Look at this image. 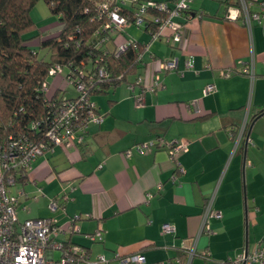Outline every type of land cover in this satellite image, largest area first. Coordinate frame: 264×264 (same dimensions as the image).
Instances as JSON below:
<instances>
[{"label":"crops","instance_id":"1","mask_svg":"<svg viewBox=\"0 0 264 264\" xmlns=\"http://www.w3.org/2000/svg\"><path fill=\"white\" fill-rule=\"evenodd\" d=\"M208 1L191 0L190 13L174 16L182 28L179 43L148 40L151 59L142 55L141 79L157 73L161 85L144 90L142 105L134 104L131 90L132 97L123 92L118 98L121 82L97 92L106 94L103 118L88 125L79 143L54 145L35 157L25 178L10 187L17 206L28 209L20 218L16 208L19 220L54 218L63 227L54 239L85 247L90 258L103 255L106 264H125L122 258L134 253L148 264H183L182 243L194 237L197 254L189 264H211L202 253L211 262L233 260L242 249L264 244V113L250 122L264 107V15L249 29L238 15L226 17L228 7ZM251 2L255 9L264 0ZM59 26L57 20L42 29ZM137 36L148 39L146 32ZM250 56L253 79L241 71ZM153 57H173L176 67L159 72ZM209 83L213 90L204 92ZM58 86L60 76L50 80V89ZM248 102L249 139L236 143L230 128L241 122ZM156 134L186 149L174 158L167 144L137 150ZM210 197L221 216L210 217L209 231L200 232ZM52 199L57 206L47 210ZM164 222L174 231L162 232ZM98 226L100 237L89 238Z\"/></svg>","mask_w":264,"mask_h":264},{"label":"trees","instance_id":"2","mask_svg":"<svg viewBox=\"0 0 264 264\" xmlns=\"http://www.w3.org/2000/svg\"><path fill=\"white\" fill-rule=\"evenodd\" d=\"M36 1L0 0V141L17 139L50 150L54 145L47 131L55 125L60 107L68 103L74 106L78 121L82 122L88 111L99 112L90 103L93 94L105 93L120 82L133 83L141 76L146 64L141 54L148 40L168 36L160 33V24L153 18L165 16L166 11L147 5V0H44L60 24L55 31H48L34 28L30 9ZM158 1L171 5L173 0L170 4L167 0ZM218 2L224 8L238 6L237 0ZM114 7L127 24L141 26L148 39L127 35L124 28L106 26L108 13ZM188 7L189 10L182 9L183 16L190 13ZM138 17H142V22H136ZM116 35L126 41V47L118 53L113 51L112 43ZM55 65L61 67V74L51 72ZM99 66L106 69L107 76L97 75ZM57 76L61 77V86L50 89V80ZM68 78L71 82L66 81ZM77 81L84 84L85 93L76 89ZM67 84L74 87V94H66ZM261 113L264 107L256 110L250 122ZM85 129L79 132L82 136ZM157 143L156 147L163 145ZM12 172L17 181L26 176L20 170ZM180 253V259H184L185 254ZM201 255L211 264L233 261L211 262L207 253Z\"/></svg>","mask_w":264,"mask_h":264},{"label":"built area","instance_id":"3","mask_svg":"<svg viewBox=\"0 0 264 264\" xmlns=\"http://www.w3.org/2000/svg\"><path fill=\"white\" fill-rule=\"evenodd\" d=\"M191 0H173L171 5L165 1L147 0L149 6H155L163 11H166L165 16L153 17L160 24V33L167 34L166 39H171L174 43H179L181 40L182 28L180 23L174 21V16L181 15L183 10H189L188 4ZM238 15L240 21L250 29V25L254 20H259L264 13V3L257 4V8H253L251 0H237ZM140 5L143 11L144 7ZM183 9V10H182ZM148 14V13H147ZM109 21L106 26H112L115 30H121L127 25L125 18L113 8L108 13ZM149 16V15H147ZM142 17L136 19L137 23L142 22ZM167 32V33H165ZM115 36L113 43V51L118 53L126 47V41L123 38ZM152 58V63L158 68L157 71L170 70L176 67L175 58H166L157 60ZM98 76H107L108 72L103 69V66L96 68ZM241 71L249 75L250 79L254 77V60L253 56L244 62ZM51 72H63L61 67L55 65ZM138 76L133 83H129L130 92H134V101L136 105H142L144 102V90H155L161 85V80L157 73L152 74L149 80L141 79ZM66 81L71 82L70 79ZM45 84V83H44ZM46 85V84H45ZM138 86L137 92L134 90ZM213 84H207L203 89L204 92L213 90ZM46 88V87H45ZM76 89L81 93H85L84 84L77 81ZM193 102V101H192ZM94 105V102H90ZM71 104H66L60 107L59 112L55 116V125L47 131L49 140L53 145H62L65 143H78L83 136L80 131L86 128L88 122H99L101 117L99 113L90 110L83 117V121H78L77 110ZM195 110L198 111L195 105ZM249 102L246 105V113L241 122L234 129H230L231 136L235 138V142L241 139L247 140L249 136L245 135V129L248 122L247 110ZM167 144L168 150L172 158L183 149H186V143L180 142L177 139L165 140L164 137H156L154 140H149L136 144L137 150H142L154 146L156 143ZM157 143V144H158ZM41 145L35 143H26L17 139H6L0 141V264H106L107 260L103 255H97L95 258H90L88 250L77 244H67L57 241L55 236L63 228L57 224L54 218L50 217H27L19 220L16 213L18 197L11 193L10 187L15 183V176L12 170H20L22 173L27 172L32 161L36 156L46 151L48 148L42 149ZM64 198V197H63ZM57 201L50 200L49 207L55 209ZM212 198H208L202 211V220L200 232L202 230L209 231L208 219L210 217L218 218L221 216L219 210L212 209ZM78 217V216H76ZM75 226L69 224L67 229ZM162 232L174 231L170 223L164 222L161 225ZM101 228L98 226L93 233L90 234L91 239L99 238ZM197 237L190 240V244H183L182 247L186 250L183 264H189L191 258L197 254L196 251ZM58 250L59 255L56 257L54 252ZM125 264H148L145 262L144 256L141 253L129 254L122 258ZM254 261H259L264 264V244L257 246L251 251L246 248L234 255V264H252ZM156 264V263H151Z\"/></svg>","mask_w":264,"mask_h":264},{"label":"rangeland","instance_id":"4","mask_svg":"<svg viewBox=\"0 0 264 264\" xmlns=\"http://www.w3.org/2000/svg\"><path fill=\"white\" fill-rule=\"evenodd\" d=\"M211 1L212 0H209L208 2L210 3ZM214 1H216L215 3L218 2L217 0H214ZM30 14H31V16L33 18V21L35 23V27H34L35 29H42L43 26L52 25L53 22L57 21L56 16L49 11V8H48L47 4L44 2V0H37L35 2V4L31 7ZM124 29H125V32L127 33V35H132L134 37H136L138 35V33H144L145 34V32L142 31L141 26H138L136 24H127V25L124 26ZM137 37H139V36H137ZM152 41H154V39ZM163 41L164 40H160L158 42L161 45H163V46L164 45L167 46L166 43L163 42ZM151 42H149V43L151 44ZM169 42L172 44V40H170ZM167 47L170 48V46H167ZM150 54H151V47L150 48L146 47L145 49L142 50V54L141 55H144L148 59H151V55ZM156 59L160 61L161 59H165V58H163V57L158 58L157 57ZM159 72H162V71H159ZM115 91H116V94L118 95V98H120V96L123 95L122 94L123 92L126 94V96L132 97L131 93L129 92L130 88H129L128 84L125 83V82H121L118 85V87L116 88ZM69 93L70 94H74L75 93V89H74L73 86H71V84H67V86H66V94H69ZM92 101L95 103L94 105H96L99 108V112H98L99 113V117H101V119H102L103 116H104L103 114H104V111L106 109V106H108L107 105V100H106V94H103V93L93 94L92 95ZM119 121H121V120H119ZM90 124H92V122H88L86 124V128ZM145 141H149V140H145ZM43 153H45V152H43ZM43 153H41L39 155H42ZM18 206H17L18 216L20 218H23L24 215L28 214V209L25 208L24 210H21L22 209V204H19ZM47 210H51V208L48 206ZM47 210H46V208L44 209L45 212H47ZM54 255L57 256L58 252L55 251Z\"/></svg>","mask_w":264,"mask_h":264},{"label":"water","instance_id":"5","mask_svg":"<svg viewBox=\"0 0 264 264\" xmlns=\"http://www.w3.org/2000/svg\"><path fill=\"white\" fill-rule=\"evenodd\" d=\"M237 12H238V9L235 7V6H229L228 8H227V11H226V17L227 18H230V19H235L236 18V15L235 14H237Z\"/></svg>","mask_w":264,"mask_h":264}]
</instances>
